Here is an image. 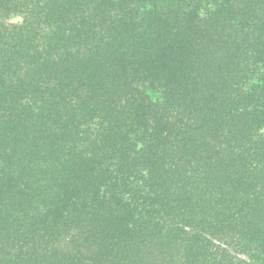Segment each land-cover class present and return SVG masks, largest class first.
<instances>
[{
	"label": "trees",
	"instance_id": "16d2710c",
	"mask_svg": "<svg viewBox=\"0 0 264 264\" xmlns=\"http://www.w3.org/2000/svg\"><path fill=\"white\" fill-rule=\"evenodd\" d=\"M0 264H264V0H0Z\"/></svg>",
	"mask_w": 264,
	"mask_h": 264
},
{
	"label": "rangeland",
	"instance_id": "374dc122",
	"mask_svg": "<svg viewBox=\"0 0 264 264\" xmlns=\"http://www.w3.org/2000/svg\"><path fill=\"white\" fill-rule=\"evenodd\" d=\"M19 19L18 18H13L12 20H10V22H17Z\"/></svg>",
	"mask_w": 264,
	"mask_h": 264
}]
</instances>
